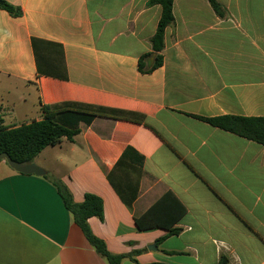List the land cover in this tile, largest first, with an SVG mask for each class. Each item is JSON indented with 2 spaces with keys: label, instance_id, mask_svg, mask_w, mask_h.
I'll use <instances>...</instances> for the list:
<instances>
[{
  "label": "crops",
  "instance_id": "0c3cea01",
  "mask_svg": "<svg viewBox=\"0 0 264 264\" xmlns=\"http://www.w3.org/2000/svg\"><path fill=\"white\" fill-rule=\"evenodd\" d=\"M0 9V119L40 120L41 104L133 113L79 122L72 140L44 147L23 174L0 160V264H108L64 206L103 202L88 225L120 264H264V145L199 119L264 116V0H173L162 64L149 0H5ZM67 107V106H66ZM198 116V117H197ZM127 146L141 166H115ZM170 191L179 231L140 230L135 218ZM155 245V247H153Z\"/></svg>",
  "mask_w": 264,
  "mask_h": 264
},
{
  "label": "trees",
  "instance_id": "16d2710c",
  "mask_svg": "<svg viewBox=\"0 0 264 264\" xmlns=\"http://www.w3.org/2000/svg\"><path fill=\"white\" fill-rule=\"evenodd\" d=\"M207 1L217 13H221V5L217 0ZM172 3L173 0L148 1V5L159 4L161 6V14L156 30L150 38L151 48L155 54L154 62L149 69H143V63L140 58L138 62L140 71H148L162 64L161 50L164 46V30L173 22ZM0 9L8 11L14 16H18L21 13L18 7L5 0H0ZM40 111L42 113L40 120H33L15 127L2 125V120L0 119V152H6L15 161L28 163L44 147L54 145L60 142L62 138L72 140L73 136L80 130V121L89 123L96 115L115 118L133 115L131 112L119 109L69 102L54 105L41 104ZM198 118L212 126L264 145V116L219 115ZM125 161L140 167L142 156L136 153L132 147L127 146L115 166H121ZM52 182L56 186L64 206L70 211L74 222L80 227L95 251L104 257L108 264H120L122 258L127 255L111 253L107 249L105 242L92 233L87 222L91 216L102 218V199L96 194L85 193L82 202L75 203L62 183L55 179ZM184 212V206L170 191H167L143 214L135 218V224L140 230L152 228L166 230V235L157 240L159 242L179 231L177 227H174V224ZM226 262L227 259L222 256L216 264H226Z\"/></svg>",
  "mask_w": 264,
  "mask_h": 264
},
{
  "label": "water",
  "instance_id": "95a60500",
  "mask_svg": "<svg viewBox=\"0 0 264 264\" xmlns=\"http://www.w3.org/2000/svg\"><path fill=\"white\" fill-rule=\"evenodd\" d=\"M0 160H4L13 170L23 174L45 175L47 173L45 169L33 162L21 163L11 159L6 152H0Z\"/></svg>",
  "mask_w": 264,
  "mask_h": 264
}]
</instances>
